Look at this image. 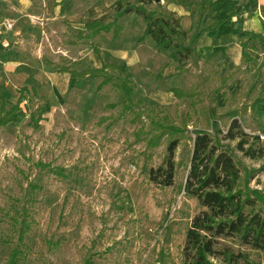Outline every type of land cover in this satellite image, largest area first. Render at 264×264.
<instances>
[{"label":"rangeland","instance_id":"rangeland-1","mask_svg":"<svg viewBox=\"0 0 264 264\" xmlns=\"http://www.w3.org/2000/svg\"><path fill=\"white\" fill-rule=\"evenodd\" d=\"M120 24L117 35L109 32L91 42L75 36L14 37L10 55L25 64L26 84L6 77L0 63V103L3 99L6 109L16 101L19 88L29 89L28 102L20 105L22 115L0 126V264H8L15 249L19 253L14 264H84L86 254H91V264H183L186 229L205 210L182 189L191 141L178 146L174 160L181 165L173 184L163 187L148 178L147 170L161 164L166 141L147 149L141 134L148 129L146 114L165 113L175 124L188 115L192 137L195 128L211 132L189 100L177 99L171 91L188 88L200 75L209 76L208 89L220 84V74L229 75L215 100L205 97L204 104L212 119L227 110L239 111L248 145L262 149V157L251 159L238 151L237 139L221 144L232 149L246 170H253L248 188H264V112L250 108L264 83L256 65L244 67L243 62L220 72L210 58L180 69L173 49L156 50L143 35L140 17L125 16ZM106 62L124 65L131 75L138 102L131 112L122 111L123 95L111 85L97 90L100 77L72 83L68 73L57 71L61 66L98 68ZM45 102L50 111L35 128L33 120ZM138 112L143 113L138 117ZM229 122L224 116L222 135ZM216 248L264 264L263 252L236 239L220 238ZM210 259L223 264L220 256Z\"/></svg>","mask_w":264,"mask_h":264},{"label":"trees","instance_id":"trees-1","mask_svg":"<svg viewBox=\"0 0 264 264\" xmlns=\"http://www.w3.org/2000/svg\"><path fill=\"white\" fill-rule=\"evenodd\" d=\"M162 1V3H156L154 0H116L108 21L86 22L84 31H80L75 39L91 42L102 33L111 32L117 35L123 28L120 20L126 15H134L143 20V35L151 38L154 48L156 50L173 49L179 68L184 69L188 63L197 64L200 61L196 50L199 39L222 24L228 25L231 17L236 13L231 10L219 19L209 18L204 22L211 0H194L192 14L195 20L188 29H183L179 17L167 8L168 5L177 3V0ZM251 36L259 37L257 34H251ZM74 43L71 42V44ZM7 56L6 49L0 48V59L4 61ZM213 56L214 53L208 54L203 61ZM242 57L245 61H251L244 51H242ZM57 71L68 73L72 83L87 77H100L101 82L97 90L102 86L111 85L119 91L124 98L123 112H131L133 107L138 105L133 95L134 83L131 75L126 73L124 65L106 62L98 68L91 67L80 71L61 66ZM228 76L220 74V84L210 89L207 88L210 83L208 75L198 76L197 81L186 89H171L173 96L177 99L189 100L191 110L202 115L205 125L211 127V132L207 129L195 128L192 131V137L187 130L188 115L186 119L175 124L171 116L165 113L161 116L146 114L148 129L141 134L144 136L147 149L159 146L162 140L166 141L165 155L161 164L147 170L148 178L163 187L173 184L176 168L181 165L174 160L178 146L191 141L188 173L182 189L185 193L194 196L205 210L196 214L186 229L182 248L183 264H216L210 258L218 256L221 257L223 264H239L241 257L243 264H253L241 254H234L227 248L218 250L216 245L220 238L236 239L251 249L264 253V188H248L253 170H246L242 163L235 159L232 149L222 145L221 141L237 139V150L251 159L262 157V149L256 150L252 145H248V135L241 129L237 109L227 110L225 114L212 119L213 114L210 112L209 105L204 104L205 97L215 100L214 96L222 91ZM31 91L36 92L33 88ZM17 92L16 101L7 109L4 106L5 101L1 100L0 126L14 123L22 115L20 105L28 102L29 89L22 86ZM222 95H224L223 92ZM257 103L264 104V99L256 96L250 108L253 110ZM48 111H50V105L45 102L38 117L33 120L32 126L37 128L41 115ZM142 113L138 112L135 115L139 117ZM224 116L230 118V122L222 135L220 126ZM18 253L19 250H13L8 264L15 263ZM91 257V254H86L83 263L91 264Z\"/></svg>","mask_w":264,"mask_h":264},{"label":"crops","instance_id":"crops-1","mask_svg":"<svg viewBox=\"0 0 264 264\" xmlns=\"http://www.w3.org/2000/svg\"><path fill=\"white\" fill-rule=\"evenodd\" d=\"M115 1L0 0V48L6 49L8 53L6 60L0 59V63L3 65L6 77L22 79L25 84L28 80L25 64L14 62L10 55V46L7 47L13 43L14 37L22 41L25 36H76L80 31H84L86 22L108 21ZM183 1L177 0V3L170 4L167 8L179 17L183 29H188L192 24L190 18L193 16L194 0ZM231 10L236 13L231 17L228 25L222 24L199 39L197 55L200 60H204L206 55L214 53L212 58L220 72L226 68H238L243 62L246 65L244 67L252 68L256 65L257 71H261L262 78L264 77V0H211L204 22L209 18L219 19ZM5 23H11V28L7 29ZM36 24L43 28L40 33L38 32L40 28ZM251 34H257L259 37H253ZM104 35L106 33L98 36ZM242 51L251 58V61L243 59ZM259 92L261 93L255 94L254 98L259 96L264 99V83L260 86ZM253 111L257 114L264 112V104L257 103Z\"/></svg>","mask_w":264,"mask_h":264},{"label":"built area","instance_id":"built-area-1","mask_svg":"<svg viewBox=\"0 0 264 264\" xmlns=\"http://www.w3.org/2000/svg\"><path fill=\"white\" fill-rule=\"evenodd\" d=\"M5 26H6V28H8V29L11 28V24H10V23H5ZM260 138H261V139H264V135H261Z\"/></svg>","mask_w":264,"mask_h":264},{"label":"water","instance_id":"water-1","mask_svg":"<svg viewBox=\"0 0 264 264\" xmlns=\"http://www.w3.org/2000/svg\"><path fill=\"white\" fill-rule=\"evenodd\" d=\"M154 2H156V3H157V2H161V0H154Z\"/></svg>","mask_w":264,"mask_h":264}]
</instances>
